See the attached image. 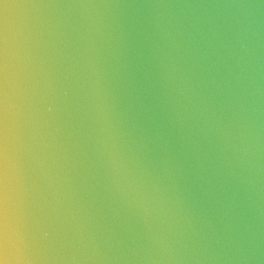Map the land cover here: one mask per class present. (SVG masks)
Returning a JSON list of instances; mask_svg holds the SVG:
<instances>
[{
    "label": "clouds",
    "instance_id": "obj_1",
    "mask_svg": "<svg viewBox=\"0 0 264 264\" xmlns=\"http://www.w3.org/2000/svg\"><path fill=\"white\" fill-rule=\"evenodd\" d=\"M0 264H264V0H0Z\"/></svg>",
    "mask_w": 264,
    "mask_h": 264
}]
</instances>
